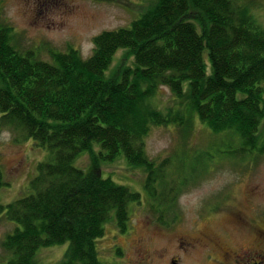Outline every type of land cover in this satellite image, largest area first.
I'll use <instances>...</instances> for the list:
<instances>
[{
  "label": "trees",
  "instance_id": "1",
  "mask_svg": "<svg viewBox=\"0 0 264 264\" xmlns=\"http://www.w3.org/2000/svg\"><path fill=\"white\" fill-rule=\"evenodd\" d=\"M13 28L0 24V131H11L16 141L33 139L49 159L38 164L29 195L0 202V216L19 225L1 242L0 264H36L40 248L66 242L58 264H103L97 240L106 223L114 214L126 232L129 205L141 201L139 192L101 172L103 161L119 156L145 167L153 211L167 212L157 221L174 224L182 188L207 170L210 155L196 152L188 173L168 179L174 162L179 167L184 160L149 156L146 138L155 126L176 125L190 135L197 114L214 133L241 139L234 155L257 148L264 26L235 0H156L130 27L96 35L90 57L69 48L53 51V63L16 45ZM120 49L133 65L107 76ZM162 86L176 98L165 111L151 102ZM83 153L90 159L87 170L75 166Z\"/></svg>",
  "mask_w": 264,
  "mask_h": 264
},
{
  "label": "rangeland",
  "instance_id": "2",
  "mask_svg": "<svg viewBox=\"0 0 264 264\" xmlns=\"http://www.w3.org/2000/svg\"><path fill=\"white\" fill-rule=\"evenodd\" d=\"M155 1L0 0V24L12 25L16 45L24 51L32 50L36 59L53 63V51L67 52L69 48L81 51L88 58L93 53L96 35L130 27ZM235 1L247 7L264 26V0ZM12 43L15 44L13 39ZM126 53L125 49L117 52L107 76L123 64L133 65L134 58L126 57ZM207 63L210 74L208 58ZM175 99L172 91L162 86L151 102L165 111L176 105ZM191 128L189 135L176 125L155 126L146 138L151 158L159 162L174 156L179 164V159L184 160V166L177 167L174 162L168 179L188 173L196 152L207 151L210 155L207 170L195 183L182 188L177 203L179 218L174 224L157 221L156 217L166 216L167 212L153 211L152 198L145 188L148 173L144 166L131 165L124 156L102 162L104 177L141 194L140 202L129 205L126 232L118 229L114 214L106 223L105 235L97 240L103 264H173L174 259L181 264H235L237 259L226 252L243 249L245 245L253 248L251 243L257 244L258 251H264V155L259 154L264 142V120L252 154L244 151L234 155L242 148L241 139L227 132L214 133L197 114ZM48 159L46 148L33 139L16 141L11 131H0V169L5 182L0 188V202L8 205L29 195L38 164ZM89 165L87 153L75 160V166L84 170ZM17 226L5 215L0 216V261L1 242ZM245 227L256 231L250 232ZM69 245L66 242L40 248L36 264H58ZM260 261L264 264V258Z\"/></svg>",
  "mask_w": 264,
  "mask_h": 264
},
{
  "label": "flooded vegetation",
  "instance_id": "3",
  "mask_svg": "<svg viewBox=\"0 0 264 264\" xmlns=\"http://www.w3.org/2000/svg\"><path fill=\"white\" fill-rule=\"evenodd\" d=\"M246 229L249 230L250 232L256 231V228L253 230H250L248 228ZM251 244L253 245V248H251L250 245L249 246L245 245L243 249L239 248L238 250L228 251L226 252V254H229L230 256H234L233 259L235 258L237 259L235 264H262L260 259L264 258V251H258L256 243H251ZM172 262H174L173 264H181V263H178L179 261L177 259H174Z\"/></svg>",
  "mask_w": 264,
  "mask_h": 264
}]
</instances>
